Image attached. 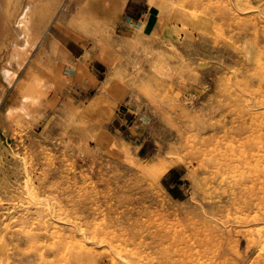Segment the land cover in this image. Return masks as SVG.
Here are the masks:
<instances>
[{
	"label": "rangeland",
	"instance_id": "374dc122",
	"mask_svg": "<svg viewBox=\"0 0 264 264\" xmlns=\"http://www.w3.org/2000/svg\"><path fill=\"white\" fill-rule=\"evenodd\" d=\"M56 1L0 51V264H264V0H117L85 28ZM135 6L153 24L123 28Z\"/></svg>",
	"mask_w": 264,
	"mask_h": 264
},
{
	"label": "bare ground",
	"instance_id": "6f19581e",
	"mask_svg": "<svg viewBox=\"0 0 264 264\" xmlns=\"http://www.w3.org/2000/svg\"><path fill=\"white\" fill-rule=\"evenodd\" d=\"M81 1L82 0H80L79 4H81L82 8L80 10H78L76 18H77L79 24L83 26V28H85L87 26L86 24H88L90 22L97 23L99 21V18L112 19L113 17L117 16V12L115 13L114 16L113 15L110 16L111 6L114 3H116L117 0H83V4ZM153 1L154 0H150V2L152 4L155 2V1L154 2ZM36 2H37V0H0V51L4 46L8 45V43L15 44L13 47L14 51H15L16 47L18 46V44L21 42H23L22 44L24 47L30 46L31 41H33L35 38H37L39 33H40L41 26L39 25V23H42L41 20L44 21V20L48 19L47 20L48 22H49V20H51V17H53V15L55 13V9L57 8L56 7L57 1L56 0H41L40 4H37ZM182 3H183V1H182ZM183 7H185V6H183ZM38 21H40V22H38ZM43 24H44V22H43ZM131 31H133V30H131ZM17 40H19L21 42L18 41L19 42L18 43ZM33 43L34 44L36 43V39ZM33 46L34 45H32L31 48ZM11 50H12V48H11ZM29 52L30 51H28V52L25 51L26 54H24V55H27V53H29ZM11 53H12V51H11ZM13 56H16V55H13ZM13 56H11V58H13ZM106 64L108 65L109 63L106 62ZM33 70H34V66L32 65V66H30V68L28 70L27 78H25L24 81L20 84V94L22 95V97L26 101H28V102L30 101V103H33L35 105L34 106L35 108H38V107H40V105H42L44 103V100L46 97L45 90H47V88L44 87V90H43L42 79L39 78V76L36 73H34ZM44 82H45V80H44ZM113 87H115L114 75L112 72H109L106 79L103 81V91H105V92L110 91ZM94 100L97 101L98 98H95ZM92 104L95 105L96 103L93 102ZM27 107L28 106L25 105L23 108L19 109V111L22 113H25L27 111ZM113 111H115V110H113ZM105 115H107V114H105ZM163 163L165 164V167L158 176L159 180L163 175H165L167 172H169L172 168L183 164V161L177 157H174V158H170L168 160H163ZM160 185H161L162 189L165 190V187L162 184H160ZM167 194H168V196L171 197V195L169 193H167ZM38 201H36V202H38ZM38 204H39V202H38ZM228 212H229V210H228ZM247 217H249V216H247ZM238 219H240V218H238ZM241 220L244 221L243 218ZM52 238L54 239V237H52ZM50 247H51V245H50ZM115 249H117V248H115ZM121 251L124 252L123 250H121ZM62 252H63L62 248L59 247L58 253L61 254ZM119 253H121V252H119ZM54 255H56V254H54ZM111 255H113V254L111 253ZM111 255L109 257H112ZM118 258H119V260L113 256L111 258L112 264H128L130 262V261L127 262L125 257H124V261H123V255H121ZM56 260H57V258H56ZM71 262H72V260H71ZM55 263H57V262H55ZM73 263H74V261H73ZM79 264H81V263H79ZM91 264H100V262L95 260V261H92Z\"/></svg>",
	"mask_w": 264,
	"mask_h": 264
},
{
	"label": "crops",
	"instance_id": "0c3cea01",
	"mask_svg": "<svg viewBox=\"0 0 264 264\" xmlns=\"http://www.w3.org/2000/svg\"><path fill=\"white\" fill-rule=\"evenodd\" d=\"M137 7H130V9H125V16L123 17V28H129L131 27H139V28H146L150 26V24H153L154 20L150 17L151 16V9H145V10H139L136 11ZM143 22V23H142ZM126 24V25H125ZM69 50L70 55L73 58H76L81 53V50L83 49L81 45L77 44L76 42H71L70 46L66 47ZM117 121L120 124V126L124 125L128 122L126 113L119 112L117 115ZM173 171H170L165 180L167 182H171L172 177H174ZM173 175V176H172ZM181 178H177V181H180Z\"/></svg>",
	"mask_w": 264,
	"mask_h": 264
}]
</instances>
